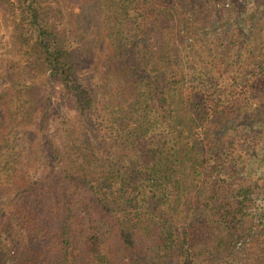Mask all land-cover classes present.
I'll list each match as a JSON object with an SVG mask.
<instances>
[{"label": "trees", "instance_id": "trees-1", "mask_svg": "<svg viewBox=\"0 0 264 264\" xmlns=\"http://www.w3.org/2000/svg\"><path fill=\"white\" fill-rule=\"evenodd\" d=\"M0 264H264V0H0Z\"/></svg>", "mask_w": 264, "mask_h": 264}, {"label": "rangeland", "instance_id": "rangeland-1", "mask_svg": "<svg viewBox=\"0 0 264 264\" xmlns=\"http://www.w3.org/2000/svg\"><path fill=\"white\" fill-rule=\"evenodd\" d=\"M169 69L172 73V77L170 78V82L172 83L171 87L173 90H175L174 98L177 100V103H174V109L181 115V119L176 124L182 129V135L178 143L179 145H186L189 150L192 148V146L200 147L203 149L204 154L212 156L217 150L216 146H214L212 143V132L215 128L217 117L220 113L223 114L224 112V107H220L222 109L220 110L217 106V103H211L205 99L200 101V99L204 97V93H197L194 99L190 101L192 93H189V91H193L191 86L197 85L196 78L204 77L203 75L206 73L205 67L198 65L197 63H189L188 58H185L182 54L179 60H176L174 57H172V61L169 63ZM85 73L86 75L90 74V72ZM82 75L83 74H81V76ZM199 80L203 83V79ZM197 86L199 88L202 87L200 84ZM170 94L172 95V93ZM232 99L233 96L228 95L226 97V101H224V104L233 106L232 101H230ZM221 106L223 105L221 104ZM219 144L218 147L221 149L230 146L235 147L236 145L237 146L235 147V150L238 149V141L234 137H228L227 139L222 140ZM239 152L240 149L237 151V154L235 152L233 153V160L228 158L229 163L236 160V156ZM227 166L228 165L225 166V169ZM210 172L211 171L209 170H200V174L208 181L210 178ZM219 174L221 175V172H219ZM200 180L201 182H204L202 181L203 179L200 178ZM210 184L213 183H208L207 187L213 189V186ZM226 188L230 189L231 184L227 183Z\"/></svg>", "mask_w": 264, "mask_h": 264}]
</instances>
